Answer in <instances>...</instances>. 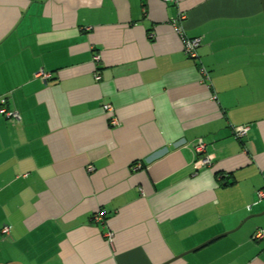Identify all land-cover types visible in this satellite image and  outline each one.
<instances>
[{
  "label": "crops",
  "instance_id": "1",
  "mask_svg": "<svg viewBox=\"0 0 264 264\" xmlns=\"http://www.w3.org/2000/svg\"><path fill=\"white\" fill-rule=\"evenodd\" d=\"M3 96L0 264H264L260 0H0Z\"/></svg>",
  "mask_w": 264,
  "mask_h": 264
},
{
  "label": "built area",
  "instance_id": "2",
  "mask_svg": "<svg viewBox=\"0 0 264 264\" xmlns=\"http://www.w3.org/2000/svg\"><path fill=\"white\" fill-rule=\"evenodd\" d=\"M186 17L184 13H179L176 18L172 20V25L176 30V33L179 35L180 39L182 40L183 44V51L184 53L190 58H196L198 56L197 49L201 44L200 37H189L186 35L184 28L182 27V20ZM95 59H99L98 55H95ZM204 70V69H203ZM205 71V70H204ZM45 78H48L50 74H43ZM97 80L100 79V75H96L95 77ZM6 97H0V113L5 115L6 117L12 119H19V113L16 110H10L6 107ZM103 109L107 112H111L113 107L110 103H104ZM112 124H116V120L113 118L111 119ZM248 125H237L234 127V135L237 138H242L246 132L248 131ZM194 153L198 156L196 162L203 164V165H210L211 164V156L206 154V142L202 138L196 139L193 144ZM139 166V164H136ZM92 169V166L89 167ZM260 195H264V191L260 193ZM96 216H99V212L96 213ZM1 231L3 234H9L10 226L5 224L2 226ZM111 238V233H108ZM264 237V228H258L252 235L253 239H260Z\"/></svg>",
  "mask_w": 264,
  "mask_h": 264
},
{
  "label": "water",
  "instance_id": "3",
  "mask_svg": "<svg viewBox=\"0 0 264 264\" xmlns=\"http://www.w3.org/2000/svg\"><path fill=\"white\" fill-rule=\"evenodd\" d=\"M260 3H261V5H262V10H264V0H260ZM262 213H264V212H262ZM262 213H259V214H262ZM255 215H258V214H251V215H248L247 217H245L244 221H245L247 218L252 217V216H255ZM222 234H224V233L218 234V235L214 236L213 238H217L218 236H221ZM202 245H203V244L198 245V246L195 247V248H198V247H200V246H202ZM191 250H194V249H191ZM183 254H185V253H183ZM183 254H181V255H179V256H182Z\"/></svg>",
  "mask_w": 264,
  "mask_h": 264
}]
</instances>
